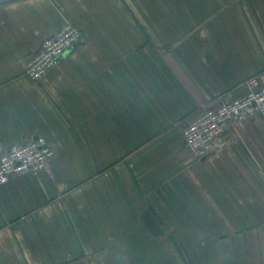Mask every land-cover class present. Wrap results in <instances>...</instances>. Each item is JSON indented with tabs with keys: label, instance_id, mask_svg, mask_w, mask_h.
Segmentation results:
<instances>
[{
	"label": "crops",
	"instance_id": "0c3cea01",
	"mask_svg": "<svg viewBox=\"0 0 264 264\" xmlns=\"http://www.w3.org/2000/svg\"><path fill=\"white\" fill-rule=\"evenodd\" d=\"M65 22L82 44L32 80ZM253 76L264 0H0V155L57 152L0 185V264H264V114L202 159L181 132Z\"/></svg>",
	"mask_w": 264,
	"mask_h": 264
},
{
	"label": "built area",
	"instance_id": "2783aa9c",
	"mask_svg": "<svg viewBox=\"0 0 264 264\" xmlns=\"http://www.w3.org/2000/svg\"><path fill=\"white\" fill-rule=\"evenodd\" d=\"M81 42L83 36L80 28L65 22L55 34L43 40L32 56L27 57L23 72L32 80L41 81L62 56L76 49ZM246 84L247 92L244 95L217 107H207L182 126L184 145L195 157L206 158L217 148L226 147L230 142L227 130L230 123L264 114V85L258 76L249 78ZM56 154L52 144L43 136L13 144L0 155V185L19 174L35 175L47 170Z\"/></svg>",
	"mask_w": 264,
	"mask_h": 264
}]
</instances>
